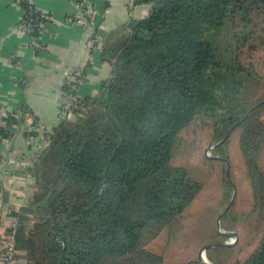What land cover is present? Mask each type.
<instances>
[{"label": "trees", "instance_id": "obj_1", "mask_svg": "<svg viewBox=\"0 0 264 264\" xmlns=\"http://www.w3.org/2000/svg\"><path fill=\"white\" fill-rule=\"evenodd\" d=\"M17 1L25 20H41L33 1ZM136 2L148 4V14L101 38L110 77L97 94L79 93L70 117L58 115L45 150L35 155L31 200L10 204L9 215L17 218L14 256L24 264H164L147 245L201 190L184 167L171 163L175 141L209 127L217 142L264 99L258 96L262 0ZM31 35L43 47L36 28ZM263 108L235 127L255 214L264 212ZM17 109L3 118L0 137L11 138L29 108ZM224 186L227 203L233 191L227 177ZM246 248L231 264H264V225ZM235 250L209 248L206 258L227 264Z\"/></svg>", "mask_w": 264, "mask_h": 264}, {"label": "crops", "instance_id": "obj_2", "mask_svg": "<svg viewBox=\"0 0 264 264\" xmlns=\"http://www.w3.org/2000/svg\"><path fill=\"white\" fill-rule=\"evenodd\" d=\"M31 1L51 17L40 35L43 49L32 47L29 34L20 27L23 9L19 3L0 0V116H4V110L25 104L51 131L64 101L63 77L73 67L89 63L85 69L87 78L79 93L95 95L101 81L110 77L111 64L102 59L100 49L93 51L89 47L91 26L66 22L75 12L74 0ZM136 1L92 0L102 39L122 31L130 19L148 14L149 5ZM34 164L35 154L23 131L17 129L9 139L0 137V244L8 239L7 225L2 218L4 197L7 194L8 202L15 208L29 203L35 189ZM19 176L23 178L15 182L13 178ZM15 264H24L23 258H15Z\"/></svg>", "mask_w": 264, "mask_h": 264}, {"label": "rangeland", "instance_id": "obj_3", "mask_svg": "<svg viewBox=\"0 0 264 264\" xmlns=\"http://www.w3.org/2000/svg\"><path fill=\"white\" fill-rule=\"evenodd\" d=\"M262 83L258 96L264 97V81ZM261 116L264 119V108ZM211 133L209 127L199 128L176 140L172 147L171 163L184 167L201 184V190L181 218L147 245L148 249L163 256L164 264H196V254L202 245L217 241L235 242L234 238L217 237V219L229 201L226 203L224 199L226 164L209 157L227 156L230 178L236 189L229 212L219 221L222 230L238 234V240L232 246L237 252L234 251L227 264L245 254L247 243L264 225V212H252L253 194L239 149L238 129L230 133L224 146L218 151L216 148L209 150L206 157L204 150L214 142L210 139ZM260 160L264 169V151Z\"/></svg>", "mask_w": 264, "mask_h": 264}, {"label": "built area", "instance_id": "obj_4", "mask_svg": "<svg viewBox=\"0 0 264 264\" xmlns=\"http://www.w3.org/2000/svg\"><path fill=\"white\" fill-rule=\"evenodd\" d=\"M17 1V0H16ZM30 1V0H29ZM18 2V1H17ZM32 2V1H31ZM32 4H34L32 2ZM74 9L75 12L66 18V22L70 24L76 23H86L91 26V30L89 32L88 44L91 50L97 51L100 49L101 45V37L99 34L94 33V26L91 25V22L94 17V10L92 6V0H74ZM37 8V7H36ZM38 9V8H37ZM40 12V21H36L32 24V18L25 20L22 14L20 20V27L29 34L31 39V46L35 49H43L40 44L37 43L38 38L33 37L31 32L35 30V28L39 31L41 35L42 30L44 29L45 24L51 21V17L46 13L38 9ZM95 24V23H94ZM40 38V37H39ZM89 63H85L83 65H77L73 67L62 79V95L64 96V101L61 103L59 108V117H70L72 111L77 107L79 102V88L85 83L87 74L86 68ZM4 116L0 118V124H3V118L7 116L8 113L12 111H18V109L14 110H4ZM23 120L21 124L18 126V130L23 132H27V143L30 145L34 154L41 153L45 150L48 142L49 133L51 132L49 128L42 124L33 114L30 109H27L23 112ZM13 128V127H12ZM10 127L11 130L12 129ZM20 178V179H19ZM13 178L15 182H19L23 177L19 176ZM2 207V218L6 223V227L8 230V239L0 244V264H15V251H14V235L17 227V218L15 216H10L11 213L10 202L3 203Z\"/></svg>", "mask_w": 264, "mask_h": 264}, {"label": "water", "instance_id": "obj_5", "mask_svg": "<svg viewBox=\"0 0 264 264\" xmlns=\"http://www.w3.org/2000/svg\"><path fill=\"white\" fill-rule=\"evenodd\" d=\"M263 4H264V0H262ZM102 34L103 32L102 31H99L98 34ZM264 104V99L255 103L248 111L247 113L243 116V118L236 122L235 124H233L229 130L226 132V134L220 139L218 140L217 142H213L211 143L205 150H204V153H205V156L208 157V151L209 150H213L215 148H217L219 145H221L227 138L228 136L230 135V133L234 130L235 127H237V125L243 121L249 114H251L256 108H258L259 106L263 105ZM211 159H218V160H221V161H224L225 164H226V177H227V180L230 182L231 186H232V194H231V197L226 205V207L224 208V210L222 211V213L218 216V219H217V234L219 236H222V237H227V238H234L235 239V242H226V241H217V242H212V243H206L204 245H202L197 254H196V258H195V263L196 264H209V263H206L204 261H202V257L203 255L206 257V251L209 249V248H213V247H223V248H231L232 246L235 245V243L237 242L238 240V234L237 232L235 231H224L221 229L220 227V224H219V221H220V218L222 215H224L228 209L230 208V206L232 205L234 199H235V195H236V189H235V185L234 183L232 182L231 178H230V169H229V162L227 160V158L225 157H209ZM208 261V260H207Z\"/></svg>", "mask_w": 264, "mask_h": 264}, {"label": "bare ground", "instance_id": "obj_6", "mask_svg": "<svg viewBox=\"0 0 264 264\" xmlns=\"http://www.w3.org/2000/svg\"><path fill=\"white\" fill-rule=\"evenodd\" d=\"M204 257H205V256L203 255V257H202V261L208 263V262H207V259L204 260Z\"/></svg>", "mask_w": 264, "mask_h": 264}]
</instances>
